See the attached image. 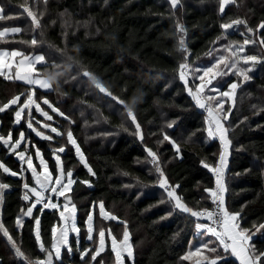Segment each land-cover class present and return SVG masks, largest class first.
Masks as SVG:
<instances>
[{
    "label": "trees",
    "instance_id": "16d2710c",
    "mask_svg": "<svg viewBox=\"0 0 264 264\" xmlns=\"http://www.w3.org/2000/svg\"><path fill=\"white\" fill-rule=\"evenodd\" d=\"M0 5L4 7L0 30H21L0 37V48L17 49L27 55L44 54L46 63L37 65V69L39 75L48 76L52 84L49 90L35 87L34 97L52 120L33 107L30 115L25 109L16 122L18 106L11 105L0 112V134L6 136L11 131L15 140L23 131L25 141L17 151L27 149L26 158L31 156L33 164L38 165L35 156L38 147L53 175L56 174L53 151L64 146L65 151L57 154L65 169L73 170L72 178L76 181L70 193L77 208L80 231L70 236L71 251L67 245L63 246L61 256L53 257L54 264H116L111 249L112 236L122 240L125 228L133 248L132 260L124 253L125 264H207L203 257L215 255L205 249L200 258L185 259L193 238L196 243L210 239L209 248L218 242H213L212 235L208 234L203 240L198 239L203 230H197L195 225L207 221L205 218L197 220L174 207V201L157 182L158 173L146 152V148L157 152L164 174L171 185H179L176 191L184 203L195 210L213 207L205 189L214 188L216 178L204 164L219 163L223 145L219 139L208 140L205 111L195 105L178 77V65L183 60L181 36L190 53L188 61L192 69L213 63L215 56L223 54L222 44L230 41L242 44L245 37L256 40L255 44L244 46L245 54L261 59L240 64L253 67L248 72L251 79L243 81L242 77L229 73L213 80L220 91H228V84L236 81L240 86L234 100L224 99L217 92L209 95L218 97L213 100V106L223 101L221 110L226 117L223 121L231 141L223 176L225 205L229 211L240 212L241 227L253 233L250 243L264 251V228L259 227L264 224V45L259 43L264 29L257 27L264 21V0H232L224 13L219 12V0H179L175 8L170 0H0ZM32 6L37 7L40 29L33 25L28 27L26 9ZM234 19L245 20L247 27L255 31L248 33L241 24L229 29L226 39L217 40L224 33L220 25ZM181 25L184 32L179 31ZM33 37L38 41L36 45L24 43ZM57 49H63V53ZM84 71L91 72L134 111L143 140L135 134L125 106L99 91L83 75ZM193 79L190 75L189 86ZM33 87L0 75V105L16 95L21 96L22 103ZM43 97L65 116L44 105ZM29 119L34 129L53 139L37 136L27 126ZM43 123L56 127L58 132L45 129ZM69 130L94 176L80 161L74 146L68 143ZM165 135L170 139L165 140ZM173 140L180 146L179 153ZM0 162L12 171L21 170L18 157L2 141ZM23 167L27 169L26 164ZM24 175L34 185L30 170ZM0 183L9 185L3 190L0 221L30 258H43L35 240L32 218H25L20 229L15 224L16 217L22 214L21 209L26 210L32 203L22 198L23 181L20 176H12L0 168ZM63 201V197L60 198V203ZM100 201L104 202L105 211L118 219L102 217ZM40 207L37 205L33 215H40L41 238L45 247H50L51 227L56 225L59 229L63 222L59 209H45L40 214ZM88 213L93 214L91 240L85 223ZM101 228L105 230L106 247L92 261L91 255L99 247ZM85 248L90 252L82 259L80 253ZM218 253L222 254V247H218ZM225 259L227 264H239L234 256L226 255ZM0 264H24L2 232Z\"/></svg>",
    "mask_w": 264,
    "mask_h": 264
},
{
    "label": "snow or ice",
    "instance_id": "6c2138e0",
    "mask_svg": "<svg viewBox=\"0 0 264 264\" xmlns=\"http://www.w3.org/2000/svg\"><path fill=\"white\" fill-rule=\"evenodd\" d=\"M232 0H219V12L224 13L226 5H228ZM179 3V0H170V4L173 8ZM28 15L31 17L32 23L35 28H41V19L34 13L30 8L26 9ZM4 12L3 5H0V19L3 18L2 14ZM244 24L248 33H253L255 30L252 27H247V22L242 19H234L230 22H224L220 27L224 30V33L221 37H217V40L227 38V30L232 29L234 26H239ZM258 29H264V21H262L258 26ZM20 32L19 28L7 29L0 32V37L4 36L7 32ZM179 31L184 32L183 26H179ZM41 35L43 33L41 32ZM24 43H30L31 45H36L38 43L37 39L33 37L30 41H24ZM255 39H249L245 37L242 44L236 41H230L228 43L222 44L220 46L223 49V54H218L213 58L214 62L209 66L202 68L192 69L188 61V56L190 55L188 49L185 46V41L183 36L179 39V45L183 53V60L178 65V77L183 81L184 86L187 88L189 95L195 101V105L199 106L202 109H205L208 112L209 116V127L208 135L210 137L219 136L220 142L224 147V152L220 155V164L218 167H212L208 164H204L205 168H211V171L216 174V188H206L205 191L210 194V199L215 205L214 208H202L200 210H195L193 207H189L187 203H184L181 197L177 194L176 189L179 185H171L168 181L167 176L164 174V170L160 165V159L157 155V152L153 151L152 148H146L148 156L151 158L150 163L155 167V171L158 173L157 182L160 187L164 189L167 196L174 201V207L184 213H189L192 217L205 218L210 223H201L197 222L195 227L197 230H203L200 234H211L216 238L218 244L209 248V243H203L201 247L196 248L195 253H189L185 259L190 258L192 255H200L201 248L208 249L211 253H215L212 256H204L203 259L207 264H217L218 261H224V264H227L225 259L226 255L235 256L239 260V264H264V251H259L256 249L252 241L253 233L247 229L242 228L239 217L240 212L229 211L228 207L225 205L224 199V185L222 183V174L223 169L226 164V156L228 152V146L231 144V141L227 137L228 129L224 126L221 113L218 111L223 108V101H217L215 106L211 105V101L214 99L211 95H207L205 90L207 89L208 93L217 92L220 97H231L234 96L236 89L240 86L236 81L228 84V91H220L219 88L213 85V80L217 76H227L229 73L242 77L243 81L251 79L248 75L250 68L241 67L240 64L243 62L247 65L249 62H256L261 58L256 55L245 54V47L249 44H255ZM259 43L264 45V37L259 39ZM63 53V49H57ZM219 52V50H217ZM20 56L22 59L17 64V72L15 73V78L26 81L29 85H38L40 89H51L52 84L47 78H43L39 75V71L36 67L37 64L46 63V57L44 54H38L33 57L25 56L22 52L12 51L0 53V75H4L3 69L7 68L11 70L13 66V61L11 59L6 60V57L14 58ZM55 67H60V65L54 64ZM223 66V70H221ZM23 73V74H22ZM198 74V75H197ZM83 75L90 77L94 82L95 86L99 91L105 93L108 97H111L113 100L117 101L120 105H124L126 108V117L130 119V122L135 126V134L139 135L140 139L143 140V134L141 131V125L137 121V117L134 111L131 108H128L126 102L121 99L119 96L114 95L100 80H98L91 72L84 71ZM193 75L194 79L192 85L189 86V76ZM8 79H13L12 76H8ZM199 81L198 83L196 81ZM36 88L31 89L30 94L21 103V96L16 95L9 99L6 103L0 105V112H3L5 109L9 108L11 105H17L15 111L16 122H19L22 113L25 109L29 110V115L31 109L34 106L35 109L41 113L48 120H52V116L49 115L40 106V102L35 99ZM205 101L209 103L206 104ZM44 105H47L53 111L59 113L61 117L65 116V113L60 111L59 108H55L54 105L46 98H42ZM27 126L29 129H33L36 132L37 136L43 137L47 140H52L53 137L50 135H45L43 131L33 128L32 120L27 121ZM45 129L51 128L53 133H57L58 129L52 127L50 124H43ZM127 131V129H125ZM67 141L69 144L74 146L75 152L79 157L80 161L87 167L88 171L94 176L95 173L92 171L91 167L88 165L86 157L84 156L80 145L77 143L76 139L73 136L72 131H67L66 133ZM165 140H169L170 137H164ZM0 141L4 145H7L9 150L14 153L21 162L20 172L12 171V169L5 166L0 162V168L3 169L5 173H10L12 176H20L23 181L22 188L25 190L23 192V200L29 201L31 196L34 195V200L26 208V210L21 209L22 215L16 217V227L20 229L23 227V218L29 217L34 221V235L35 240L38 242L39 250L44 254L43 258H30L22 248L17 244L16 240L10 235L8 229L4 226L3 222L0 221V232L7 238L10 242L14 253L17 257L21 258L24 264H54L53 257L59 258L61 256V248L65 245L68 246V251H71V246L69 244V232L79 233L80 229L77 227L75 214L77 211L75 203L71 202V197L68 195L72 191V185L76 182L73 177L72 169H65L60 155L57 153H63L65 147L61 146L58 149L53 151L55 155V176L53 171L49 170L48 162L45 160L41 150L37 147L35 148V156L39 160V168L42 171L38 170L37 166L33 164V159L31 156L26 158V151H17L20 147L21 142L25 141V134L23 131L19 132L17 139L13 140L12 133L9 131L7 135L0 134ZM175 146L176 152H180V146L176 144L173 140L171 141ZM203 163V161H202ZM27 165V169L23 165ZM30 170L31 180L34 182L30 184L28 182V177L24 175L25 171ZM85 184H88L89 181H82ZM9 185L5 183H0V204L3 203L4 192L3 190L8 188ZM47 193V195H45ZM31 194V195H30ZM54 197L56 198L54 200ZM63 197L64 203L61 205L58 203V199ZM37 205H40L39 213L42 214L45 209H59V218L63 221V226L58 227L53 225L51 227L52 234V243L50 247H45L42 238H41V219L40 215H33V210L37 208ZM95 207V205H94ZM100 215L105 219H118L113 216L111 212L105 211L104 202H99ZM65 213L68 215L66 216ZM87 227L88 239H92L93 233V214L88 213L87 219L85 221ZM126 224V222H124ZM264 228V224L259 226ZM59 231V235L57 232ZM129 232L125 228L123 233V239L118 241L115 236H112L111 249L116 256V264H124L123 254L126 253L129 257L133 255L132 245L129 243ZM99 236V247L91 255V260L95 261L96 257L104 250L105 246V230L101 228L98 233ZM120 245L119 247L117 245ZM218 247H222V254L218 253ZM90 249L85 248L81 253V258L85 255H88Z\"/></svg>",
    "mask_w": 264,
    "mask_h": 264
},
{
    "label": "rangeland",
    "instance_id": "374dc122",
    "mask_svg": "<svg viewBox=\"0 0 264 264\" xmlns=\"http://www.w3.org/2000/svg\"><path fill=\"white\" fill-rule=\"evenodd\" d=\"M34 13H36V10H37V7L36 6H32L31 8H30ZM36 9V10H35ZM37 14V13H36ZM41 13H39V15H40ZM38 15V14H37ZM26 18H28L29 20H28V27H31L32 25L34 26V24L32 23V20H31V17L28 15V16H26ZM35 27V26H34ZM229 30V29H228ZM227 30V31H228ZM34 29L32 30V35H34ZM250 39V38H249ZM31 45V44H30ZM35 55H38V54H35ZM35 55H32V54H28V55H25V56H29V57H33V56H35ZM20 60H18V62H19ZM18 62H15V66H16V68H17V64H18ZM250 68H253L252 66L250 67ZM17 70L18 69H15V71L12 73V77L13 78H15V73L17 72ZM23 74V73H22ZM41 76V75H40ZM41 77H43V78H47L49 81H50V83H51V79L48 77V76H41ZM89 80H90V82L91 83H93V84H95V82L90 78V77H87ZM15 80H18L17 78H15ZM18 81H21V82H24V83H27L26 81H22V80H18ZM28 84V83H27ZM29 85V84H28ZM33 86V85H32ZM34 87H39L38 85H35ZM43 90H49V89H43ZM237 90V89H236ZM205 93L207 94V95H209V93H208V91H207V89L205 90ZM218 95V94H217ZM212 97L214 98V99H216V98H218L216 95H213L212 94ZM224 99H229L230 101H233L234 100V96H231V97H223ZM213 99V100H214ZM213 100L211 101V105H212V102H213ZM205 103L206 104H208V101H205ZM16 106V105H15ZM40 106H41V108H43V105H41L40 104ZM213 106V105H212ZM34 107V106H33ZM33 107H32V109H33ZM199 107V106H198ZM214 107V106H213ZM200 108V107H199ZM44 109V108H43ZM202 109V108H201ZM45 110V109H44ZM202 110H204L205 111V114H206V117H207V119H206V123H207V133H208V127H209V116H208V112L205 110V109H202ZM46 111V110H45ZM220 113H221V115H222V117H225L224 116V112H222V110L221 109H219L218 110ZM39 113V112H38ZM23 114V113H22ZM41 114V113H40ZM42 115V114H41ZM222 122H223V124H224V121H223V119H222ZM43 124H45V123H43ZM48 124V123H47ZM52 126V125H51ZM53 127V126H52ZM47 129H51V128H47ZM215 137H210L209 135H208V140H212V139H214ZM217 139V138H216ZM222 153H223V149H222ZM37 166V168H38V170H40V171H42V169H40L39 168V163H38V165H36ZM154 167V166H153ZM154 169H155V167H154ZM226 169V168H225ZM50 170V169H49ZM225 171L226 170H224L223 169V174H222V180H223V176H224V173H225ZM55 176V175H54ZM164 190V189H163ZM45 195H47V193L45 194ZM55 198V197H54ZM60 198H62V197H60ZM60 198L58 199V203H60ZM56 199V198H55ZM54 199V200H55ZM64 203V201L62 202V203H60L61 205ZM34 211V210H33ZM66 214V213H65ZM22 215V214H21ZM25 218H27V217H24L23 218V221L25 220ZM75 218H76V224H77V211H76V214H75ZM63 226V225H62ZM72 234H78V233H75V232H69V240H70V236L72 235ZM209 235H211V234H209ZM205 237H208L207 236V234H205V235H200V237L198 238V239H204ZM212 239L214 240L213 242H215L216 244H217V242H216V239L212 236ZM201 240V241H202ZM209 241H211L210 239H206L205 238V240L203 241V243H209ZM203 243H196V239H192L191 240V244H190V247H189V253L191 252V253H195V250H196V248H198V247H201V245L203 244ZM118 247H119V244L117 245ZM106 247V239H105V246H104V248ZM61 251H62V248H61ZM189 253L186 255V256H188L189 255ZM201 254H205V249L204 248H201ZM127 255V254H126ZM128 256V255H127ZM192 257H194V258H197V257H199V255H192L190 258H192ZM123 258H124V260H125V254H123ZM131 258V260H132V258H133V255L130 257ZM200 258V257H199ZM124 264H125V262H124Z\"/></svg>",
    "mask_w": 264,
    "mask_h": 264
},
{
    "label": "crops",
    "instance_id": "0c3cea01",
    "mask_svg": "<svg viewBox=\"0 0 264 264\" xmlns=\"http://www.w3.org/2000/svg\"><path fill=\"white\" fill-rule=\"evenodd\" d=\"M2 31H4V30H0V32H2ZM16 33H18V32H11V31H9V32H7V33H5V35L4 36H6V35H10V34H16ZM12 51H18V52H20L19 50H17V49H14V50H9V49H7V48H0V53H2V52H8V53H10V52H12ZM24 55H27V54H24ZM6 60H8V59H11V61H13V66H12V68H11V70H9V69H7V68H5V69H3V72L5 73L4 74V76L5 77H7L8 78V76H11L12 75V73L15 71V69H18V68H16V64H15V62H18V60H21L22 59V57H20V56H17V57H14V58H9V57H6L5 58ZM19 63V62H18ZM41 64H43V62L41 63ZM37 65H40V64H37ZM37 65H36V67H37ZM13 79H15V78H13ZM19 80V79H18ZM215 138H217V139H219V136L217 135V136H215ZM220 140V139H219ZM223 152H224V147H223ZM229 157H230V152H229V146H228V152H227V156H226V164H225V167H224V170H226L225 168H227V164H228V160H229ZM222 183H223V185H224V180H222ZM209 235V234H208ZM201 257V256H200ZM235 257V256H234Z\"/></svg>",
    "mask_w": 264,
    "mask_h": 264
},
{
    "label": "built area",
    "instance_id": "2783aa9c",
    "mask_svg": "<svg viewBox=\"0 0 264 264\" xmlns=\"http://www.w3.org/2000/svg\"><path fill=\"white\" fill-rule=\"evenodd\" d=\"M219 164H220V161H219V163H217L215 166H212V167H218L219 166ZM213 175H214V177L216 178V174L215 173H213ZM216 188V185H215V187L213 188V189H215ZM31 195V194H30ZM34 200V195H32L31 196V199L29 200V201H25V202H32ZM215 207V205L213 204V207L212 208H214ZM204 220H206V219H204ZM207 221V220H206ZM63 222V221H62ZM207 223H210V221H207Z\"/></svg>",
    "mask_w": 264,
    "mask_h": 264
},
{
    "label": "water",
    "instance_id": "95a60500",
    "mask_svg": "<svg viewBox=\"0 0 264 264\" xmlns=\"http://www.w3.org/2000/svg\"><path fill=\"white\" fill-rule=\"evenodd\" d=\"M19 159V158H18ZM68 195L71 197V202L73 203V198H72V195H71V193H68ZM64 200V199H63ZM66 215H68L67 213H66ZM57 235H59V231L57 232Z\"/></svg>",
    "mask_w": 264,
    "mask_h": 264
},
{
    "label": "bare ground",
    "instance_id": "6f19581e",
    "mask_svg": "<svg viewBox=\"0 0 264 264\" xmlns=\"http://www.w3.org/2000/svg\"><path fill=\"white\" fill-rule=\"evenodd\" d=\"M249 87V86H248ZM258 89V88H257ZM249 90V89H248ZM251 90V89H250ZM260 90H262L261 88H260ZM244 93V92H243ZM260 93V92H259ZM256 95V94H255ZM250 98V97H249ZM248 99V98H247ZM253 99V98H252ZM245 100H246V97H245ZM247 102V101H246ZM257 102V101H256ZM252 103V102H251ZM250 104V103H249ZM248 104V105H249ZM250 106V105H249Z\"/></svg>",
    "mask_w": 264,
    "mask_h": 264
},
{
    "label": "clouds",
    "instance_id": "9594fccd",
    "mask_svg": "<svg viewBox=\"0 0 264 264\" xmlns=\"http://www.w3.org/2000/svg\"><path fill=\"white\" fill-rule=\"evenodd\" d=\"M66 215V214H65ZM67 216V215H66ZM64 223V222H63Z\"/></svg>",
    "mask_w": 264,
    "mask_h": 264
}]
</instances>
